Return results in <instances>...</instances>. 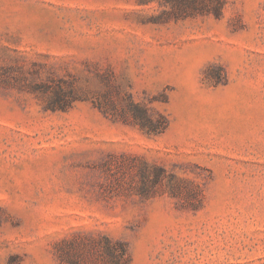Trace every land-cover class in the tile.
Instances as JSON below:
<instances>
[{
  "label": "rangeland",
  "instance_id": "rangeland-1",
  "mask_svg": "<svg viewBox=\"0 0 264 264\" xmlns=\"http://www.w3.org/2000/svg\"><path fill=\"white\" fill-rule=\"evenodd\" d=\"M191 7L0 0V264H264V0Z\"/></svg>",
  "mask_w": 264,
  "mask_h": 264
},
{
  "label": "trees",
  "instance_id": "trees-1",
  "mask_svg": "<svg viewBox=\"0 0 264 264\" xmlns=\"http://www.w3.org/2000/svg\"><path fill=\"white\" fill-rule=\"evenodd\" d=\"M177 2L179 5H182V8L183 9H186L188 6H192L191 8H194V10H199V12H215V14L218 16L220 14V10H221V7L223 6L224 4V0H216L218 2V4L214 7V9H209V5L208 7H206V5H204V7H197V4L195 3L196 0L194 1H189V0H168V2L170 3H174V2ZM201 8V9H199ZM208 8V9H206ZM148 123H145V124H142V126L144 128H149V131L150 132H154L157 130V132H162L163 129L165 128V122L164 121H160L159 125L157 126H154L152 125L151 121H147ZM150 124V125H149ZM111 248H109V254L110 256L112 257L113 259V262L114 264H121L120 263V257L122 255H125L127 253V249L125 246L123 245H120V250H121V255L118 256V251L117 250H114V248L112 246H110Z\"/></svg>",
  "mask_w": 264,
  "mask_h": 264
}]
</instances>
